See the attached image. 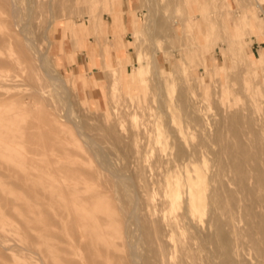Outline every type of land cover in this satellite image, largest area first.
Instances as JSON below:
<instances>
[{
  "label": "rangeland",
  "instance_id": "1",
  "mask_svg": "<svg viewBox=\"0 0 264 264\" xmlns=\"http://www.w3.org/2000/svg\"><path fill=\"white\" fill-rule=\"evenodd\" d=\"M119 1L125 3V0ZM200 1L206 4L207 13L211 14L203 15L197 0H128V11L126 6L123 9L118 6L114 13L105 11L111 0H16L19 6L16 10L13 9L15 0H0V264H67V260L82 264L85 260L83 249L71 248L75 236L69 233V220L54 206L48 189L54 161L59 162L54 164L57 169L60 163L72 160L81 168L96 166L95 160L82 146H85L83 138L66 117L71 105L75 118L84 123V129L96 140L98 148H102L100 151L105 152L104 156L108 155L115 167L127 171L126 174L131 171L129 158L132 155L133 159L135 155L128 143L129 134L142 137L144 146L141 150L143 147L148 149H143L148 151L144 154L151 153V150L149 155L175 151L173 136L167 131L172 120L173 124L179 123L187 133L190 132L191 142L198 141V131L193 125L189 129L184 123L185 110L179 101L182 91L187 97L201 98L198 104L210 122L212 145L205 150L206 157L211 158L215 151L232 142L235 128L243 130L245 142L254 139L253 132L260 129L256 122L261 123L264 119V62L258 58L261 53L264 55V35L259 41L253 34L245 33L254 27L251 16L257 11L253 4L263 6L264 0H240L234 5L235 16L230 14L227 20L233 34L227 23L218 17V12L212 13L214 2ZM259 15L262 27L264 12ZM18 17L28 19V30L30 28V34L41 51L47 52L52 71L65 79L69 92L66 98L69 97L70 102L66 98L60 102L55 87L41 71L38 75L33 73L32 54L23 55L19 46L24 44L25 36L16 27L15 18ZM125 20L133 25L132 31L121 35L128 33L126 53L114 56L111 43H117L113 40L114 34L109 39L108 27L112 25L116 31V22L122 24ZM72 26L74 36L69 38ZM79 27H83L84 32L76 36ZM54 28L60 29L62 38L59 42L52 38ZM45 34L53 43L52 47ZM242 36L243 49L248 56L241 48L238 62L227 54L226 47L228 38L238 40L236 38ZM197 44L204 50L208 70L195 57L191 56L192 59L185 54ZM88 45L97 53L94 66L89 61L79 70L86 73L75 78L67 72L65 67L70 63L62 52L66 50L73 54L77 50H87ZM208 47L213 49L208 51ZM57 54L62 57L61 65ZM215 62L217 70L213 69ZM126 68L130 73L129 83L126 82ZM197 76L200 79L196 83ZM140 78L146 82H140ZM64 103L67 109L63 107ZM168 114L172 117L169 118ZM247 119L250 120L249 126ZM145 121L152 123L150 127ZM163 122L167 130L161 126ZM112 125L120 127L123 136H127L123 141L113 134L114 137L109 136L106 129ZM156 127L160 129L156 131ZM162 127L167 132L160 131ZM154 132L159 133L158 137ZM215 132H219L220 137ZM161 134L169 139L163 137V140ZM154 141L165 144L162 146L166 150ZM168 144L171 145L168 147ZM64 145L69 150L68 158H63L59 149ZM78 154L81 158H77ZM224 156L226 160L227 155ZM120 165L125 167L119 168ZM122 236V233L117 235V246L112 252L128 263L129 248Z\"/></svg>",
  "mask_w": 264,
  "mask_h": 264
},
{
  "label": "bare ground",
  "instance_id": "2",
  "mask_svg": "<svg viewBox=\"0 0 264 264\" xmlns=\"http://www.w3.org/2000/svg\"><path fill=\"white\" fill-rule=\"evenodd\" d=\"M17 7L19 6L15 0L13 9L16 10ZM27 10L26 13L32 15V10H28L32 13ZM27 17L29 18L28 15ZM21 18H15L18 31L25 36L24 44H21L23 46H19L23 55L32 54L33 73L38 75L41 71L50 79L59 94L60 102L69 100V97L66 98L69 92L65 79L52 71L47 52L41 51L30 34V28L28 30V19L25 18L24 21ZM75 34L79 36L78 29ZM45 37L52 47L53 43H50L47 34ZM227 43V54L237 61L241 48L244 55L248 56L243 49V40L228 38ZM211 49L213 48L208 47L207 50ZM203 51L201 45L197 44L184 53L187 57H195L208 70ZM258 58L264 62L262 53ZM213 67L215 70L219 69L216 62ZM197 77L194 79L196 83L200 79ZM140 82L146 80L140 78ZM194 99L187 97L182 91L179 101L185 110L184 123H187V127L193 125L195 131H198V141L191 142L190 132L187 133L179 123L175 125L172 120L167 130L163 122L159 126L166 127L168 133L172 134L175 151L149 155L152 154L150 149L151 153L147 154H144L146 150L143 151L146 147L141 150L144 142L142 137L139 134H129L128 143L135 152L133 159L132 155L129 158L131 162L128 161L131 168L129 174L115 167L107 158L108 155L104 156L105 152L100 151L102 148H98L96 140L84 129V123L75 118V110L71 111L74 107L71 105V109L68 108L66 117L70 119L72 128L78 131L79 137L83 138L85 146H82L95 160L96 166L81 168L72 160L60 163V168L57 169L54 164L59 162L54 161L48 189L54 206L69 220V233L75 236L71 248L77 247L86 252L82 264H264V119L259 123L247 116L260 128L257 133L253 132L254 139L250 143L245 142L243 130L235 128L232 142L224 145L220 151L214 150L213 156L208 158L205 150L212 145L211 126L207 114L198 104L201 98ZM64 106L67 109L66 103ZM250 120L246 121L248 126L251 125ZM145 123L146 126L152 124ZM162 128L160 131L164 132L165 129ZM106 130L109 136L114 135L123 141L125 136L120 127L112 125ZM148 130L151 131L150 128ZM212 132L211 134L214 133ZM164 133L162 134L166 135ZM215 133L220 137L219 132ZM157 137L154 136V140ZM162 145L160 144V148L165 144ZM65 146L59 149L64 154L63 158H68L69 150ZM174 148L170 147L172 150ZM76 156L81 158L80 154ZM128 162L125 163L129 164ZM123 165L119 168L125 167ZM58 173L61 175L58 176ZM121 233L129 248L128 263H124L121 257H116L112 252L117 246L115 239ZM67 264H73L72 260H67Z\"/></svg>",
  "mask_w": 264,
  "mask_h": 264
},
{
  "label": "crops",
  "instance_id": "3",
  "mask_svg": "<svg viewBox=\"0 0 264 264\" xmlns=\"http://www.w3.org/2000/svg\"><path fill=\"white\" fill-rule=\"evenodd\" d=\"M111 1L112 2L108 3L105 7L106 12L114 13L118 6L120 7V9H123L126 6V11H128V9H129L128 0H125V3H120L119 0H111ZM212 1L214 2V10L212 11V13L215 11L218 12L217 13V15H219L218 17L221 18V20H224L225 23H227L226 26H227L229 32H231L233 34L232 30L230 29L231 27L228 24L227 20H228V16L230 14H234V12H235L234 5L240 3L241 1L240 0H232V1H230V0H212ZM235 2H237V3H235ZM197 3H199V5H201V11H202L203 15L211 14V13H207L205 3H201L200 0H197ZM252 7L255 11H257V13H253V15L251 16L252 17L251 22L253 21L254 27L249 28V30H248L249 32L247 31V33H245V35L246 34H251V35L253 34L254 38H257L259 40V39H262V36L264 35V20H262L263 21L262 22L263 28L260 26V22H259V20H260L259 12H264V4H263V6H261L255 2ZM234 16H235V14H234ZM239 17L241 20V15H239ZM118 19L119 18H117V20ZM241 22L244 23V20L243 21L241 20ZM116 24H117L116 31H113L112 25H110L108 27V34H110L109 39H110V36L112 34H114L113 40H115L117 43V45L111 43V47H112L114 56L117 54L121 55L123 53L124 54L126 53L125 45H126V35L128 33L126 35H124L123 37H121V35L124 32H130L133 29L132 23H130L129 21H126V20L122 24L118 23V21H117ZM102 26H103V30H104V25H102ZM73 27L74 26H72L71 36H69V38L74 36V28ZM259 28L261 29V32H259ZM205 29L207 32V25H206ZM78 30H79V34H83V32H84L83 27H79ZM60 33L61 32H60L59 28L52 29L51 35H52V38L54 41L59 42L61 40L62 37H61ZM136 33H137V29H136ZM115 35H119V37L117 38V37H115ZM233 37H234V35H233ZM236 39L243 40V36H242V38H236ZM253 41L254 40L251 39V42H253ZM259 41H261V40H259ZM220 44L224 45L223 43H218V45H220ZM58 48H59V46H58ZM86 49L87 50H83V51L77 50L73 54L68 53L66 50H65V52H62L66 55L68 62L70 63V65L66 66L65 68H66L67 72L69 74H73L71 76H74L75 78L79 75H83L84 73H86V72H82L79 70L83 66L88 65L89 61L94 66V59L97 58V53L91 49L90 45H88V47L86 46ZM88 54L90 55V57L88 56ZM60 55H61V53H60ZM60 55L57 54V58H58L59 63H60L59 65L62 64V57H60ZM214 58L215 57H213V60H214ZM125 61L127 64L126 57H125ZM94 69H96V68H94ZM128 70H129V65H128ZM125 76H126V82L127 83L131 82L129 79L130 73L127 72V68H126Z\"/></svg>",
  "mask_w": 264,
  "mask_h": 264
}]
</instances>
